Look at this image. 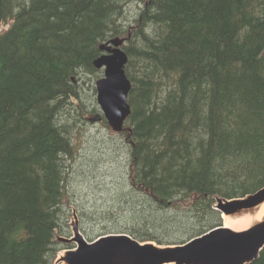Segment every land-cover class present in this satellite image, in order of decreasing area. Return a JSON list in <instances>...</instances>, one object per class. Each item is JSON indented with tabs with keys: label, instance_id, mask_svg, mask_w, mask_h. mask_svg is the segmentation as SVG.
Here are the masks:
<instances>
[{
	"label": "trees",
	"instance_id": "trees-1",
	"mask_svg": "<svg viewBox=\"0 0 264 264\" xmlns=\"http://www.w3.org/2000/svg\"><path fill=\"white\" fill-rule=\"evenodd\" d=\"M130 1L0 0V264H54L70 247L56 241L65 196L85 197L86 178L72 188L78 153L63 114L100 43L118 35L132 43L117 132L127 161L107 200L114 228L101 234L182 244L222 225L217 198L264 187V0H139L134 30L116 23ZM92 207L75 208L88 241ZM247 264H264V247Z\"/></svg>",
	"mask_w": 264,
	"mask_h": 264
},
{
	"label": "water",
	"instance_id": "water-1",
	"mask_svg": "<svg viewBox=\"0 0 264 264\" xmlns=\"http://www.w3.org/2000/svg\"><path fill=\"white\" fill-rule=\"evenodd\" d=\"M100 45L107 53L94 59L96 68L103 69V77L96 80V100L109 126L120 131L130 109L127 94L130 81L125 75L126 53L118 48L122 39ZM112 45L114 47H112ZM264 200V187L243 198L217 199L215 209L232 214L238 209L252 207ZM74 242L63 259L67 264H247L255 260L264 247V221L242 230L215 227L183 244L158 247L139 242L126 233L100 235L86 241L78 228L65 239Z\"/></svg>",
	"mask_w": 264,
	"mask_h": 264
},
{
	"label": "rangeland",
	"instance_id": "rangeland-1",
	"mask_svg": "<svg viewBox=\"0 0 264 264\" xmlns=\"http://www.w3.org/2000/svg\"><path fill=\"white\" fill-rule=\"evenodd\" d=\"M140 6H142L141 1L138 4L135 0L124 4L123 11L116 16V23L118 22L125 29L131 26V30L137 28L135 21ZM125 43L129 47L132 45L129 41ZM99 50L101 51L100 45ZM132 75L136 77L134 71ZM100 77H103V69H96L94 72H82L78 77V85H80V88L78 87V101L72 98L74 105L66 108L63 114L64 119H67L66 121L71 124L69 131L75 143V150L78 153L77 161L76 164L74 163L75 166L72 171V176L75 178L72 182V188L77 185L78 188L81 187V183H83L81 179L86 178L84 182L86 189L81 192L85 197H80L76 204L69 203L68 196H65V202L70 205L71 210L70 215H67L68 221H66V228L63 233H57L56 241L62 242L63 239L61 237H70L73 235L75 227L80 228V219L76 214L75 208L82 204L87 206L91 205V201L95 206L92 209L96 208L98 215L97 218L91 217V221L94 222L92 226H84L88 231L91 230L92 239L103 233L98 230L103 223L111 230L114 228L115 218L111 222V216H116V203H112L111 201L107 202V200L116 201V182L120 178V166L123 168V164L125 165L127 153L125 151V155L119 156L121 150L118 147L121 146L123 138L109 126L106 127L101 120L102 112L96 100L95 86L96 80ZM116 145L118 150H116ZM79 162L80 166L78 165ZM121 182L124 184V181ZM254 206L238 209L230 215L239 216L244 213H249ZM151 243L158 247H165L164 244H157L154 241H151ZM69 246L72 247L73 244L71 243ZM65 250L61 249L58 251L54 264H67L63 259Z\"/></svg>",
	"mask_w": 264,
	"mask_h": 264
},
{
	"label": "bare ground",
	"instance_id": "bare-ground-1",
	"mask_svg": "<svg viewBox=\"0 0 264 264\" xmlns=\"http://www.w3.org/2000/svg\"><path fill=\"white\" fill-rule=\"evenodd\" d=\"M222 218H223L224 227L233 231L245 230L255 225L256 223L264 221V200L259 204H257L256 206H254V208H252L251 212L249 213H244L239 216L222 214ZM167 264H173V263H167Z\"/></svg>",
	"mask_w": 264,
	"mask_h": 264
}]
</instances>
